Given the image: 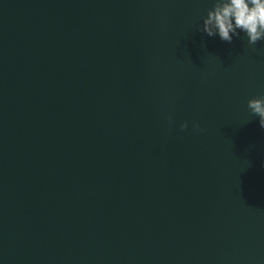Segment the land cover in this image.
I'll return each instance as SVG.
<instances>
[{
    "label": "water",
    "instance_id": "95a60500",
    "mask_svg": "<svg viewBox=\"0 0 264 264\" xmlns=\"http://www.w3.org/2000/svg\"><path fill=\"white\" fill-rule=\"evenodd\" d=\"M214 3L0 0V264H264V41Z\"/></svg>",
    "mask_w": 264,
    "mask_h": 264
},
{
    "label": "clouds",
    "instance_id": "9594fccd",
    "mask_svg": "<svg viewBox=\"0 0 264 264\" xmlns=\"http://www.w3.org/2000/svg\"><path fill=\"white\" fill-rule=\"evenodd\" d=\"M201 31L209 37L218 35L228 43L240 33H244L249 45L264 41V0H215L203 19ZM247 106L259 117V125L264 128V96L249 99ZM180 128L182 131L187 129L188 122H183ZM193 128L203 131L198 122Z\"/></svg>",
    "mask_w": 264,
    "mask_h": 264
}]
</instances>
